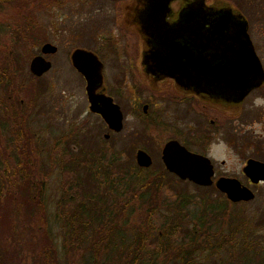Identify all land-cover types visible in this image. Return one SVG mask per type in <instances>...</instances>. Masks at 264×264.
<instances>
[{
  "label": "flooded vegetation",
  "instance_id": "af4514ba",
  "mask_svg": "<svg viewBox=\"0 0 264 264\" xmlns=\"http://www.w3.org/2000/svg\"><path fill=\"white\" fill-rule=\"evenodd\" d=\"M193 1H45V6L52 10H63L66 7L73 10L70 15H57L58 22L55 25L48 22L44 24L43 43L39 44V49L45 43L55 48L54 53L43 56L51 63L44 75L51 71L54 65L51 56L56 55L59 44L68 35L73 42L66 50H59L62 51L63 62L68 61L69 71L82 80L83 92L86 94V82L72 66L70 55L80 49L92 53L99 60L101 82L93 90L92 99L97 102L98 108L102 107L97 99L101 94L113 102L120 112L121 128L110 129L97 112L89 110L90 104L85 94L84 104L72 116L69 115V109L73 106L70 108L64 98L50 103L41 100L39 105L38 98L37 101L20 99L22 109L8 114L12 128L10 137L13 139L7 145L0 142V199L6 193L12 199L11 204H16V199H25V210L29 211L81 210L82 158H85V165L87 161L89 165L96 161L103 166L112 163L124 165L126 153L127 162L137 165L135 152L139 149L146 152L151 164L137 167L153 173V182L157 181L155 179L161 172L165 182L173 179L194 184L177 178L175 173L165 169L161 151L165 143L171 140L194 155L209 160L213 182L207 187L213 186L216 189L214 182L220 177L234 178L254 194L252 188L264 180L250 182L242 168L250 159L264 163V138L262 140V133L255 135L252 128L248 129L245 118L242 119L240 114L247 105V112L249 107H254L253 100H246L257 90L264 92L261 88L264 81L256 89H251L241 101L225 102L220 98L214 99L207 92L183 88L174 79L160 76L153 67L150 68L151 58L147 57L156 48V32L163 27L162 23L168 26L174 23L180 10L193 4ZM202 2L208 7L228 6L231 10L239 11L227 0ZM242 17L246 19L244 15ZM65 19H70V23L64 24ZM186 20V32H190L194 25L193 18ZM202 24L201 37L208 27V24ZM261 94L264 96V93ZM56 103L60 106L58 113L54 111ZM123 129L126 133L120 135ZM144 134L146 137L142 138ZM155 135L160 141L157 156L147 147L151 143L149 137ZM222 140L226 148V159H233L232 162L238 164L239 170L230 167L234 164L228 167L226 159L220 160L219 164L229 169L217 170L211 153L217 150ZM218 192L226 199L221 191ZM228 202L242 204L248 201Z\"/></svg>",
  "mask_w": 264,
  "mask_h": 264
},
{
  "label": "trees",
  "instance_id": "16d2710c",
  "mask_svg": "<svg viewBox=\"0 0 264 264\" xmlns=\"http://www.w3.org/2000/svg\"><path fill=\"white\" fill-rule=\"evenodd\" d=\"M43 1L0 0V142L5 145L13 139L8 114L22 109L20 99L37 101L40 96L31 84L38 76L31 74L25 83L20 78V53L16 50L33 55L29 51L31 46L43 43L38 32L33 31L29 14L31 6H41L45 4ZM12 12L17 15L10 20ZM27 89L31 90V96L25 99L20 93ZM125 154L124 165L103 166L97 161L92 165L87 161L85 165L82 158L81 210H57L54 215L60 222L57 229L62 232V245H57L56 236L49 231L51 226L46 221L39 225L44 229H41V242L47 244L45 264H164L160 263L161 258L169 260L166 264H204L196 261L195 255L202 250L210 254L226 250L232 258L236 248L253 252L257 237L250 238L255 232L254 228H248L252 221L242 219L239 211H229L237 203L229 204L224 197L210 201L204 197L197 202L182 192L176 195L168 186L173 181L165 182L160 172L153 182V173L128 163ZM5 197L9 198L7 193ZM189 205L196 208L195 214L187 212ZM158 210H165L169 216L160 214L157 219ZM37 211L39 214L40 210ZM213 211L218 213L215 216H225L229 224L226 233L212 229L211 218L216 219L211 216ZM202 212H208L207 216ZM190 223L191 236L185 235L177 241L175 237L184 234ZM196 234L201 235L199 243ZM49 259L52 262H47Z\"/></svg>",
  "mask_w": 264,
  "mask_h": 264
},
{
  "label": "water",
  "instance_id": "95a60500",
  "mask_svg": "<svg viewBox=\"0 0 264 264\" xmlns=\"http://www.w3.org/2000/svg\"><path fill=\"white\" fill-rule=\"evenodd\" d=\"M174 23L156 32L155 50L148 55L150 68L160 76L174 79L181 87L193 91L207 92L214 99L237 103L251 89H256L264 81V71L247 32L246 19L239 11L228 6L216 8L205 6L202 0H194L190 6L183 7ZM193 18L191 31L186 32V19ZM202 23L208 24L203 37ZM49 43L41 45L39 54L31 57L28 71L33 77L43 75L50 62L43 58L46 53H54ZM72 66L85 80V92L89 110L97 112L108 127L121 128V116L118 107L101 94L98 99L101 108L92 99L93 90L100 85V63L90 52L77 49L70 55ZM161 159L166 170L175 173L177 178L194 182L197 186L211 184L212 169L209 160L185 150L175 141L166 142ZM137 165L146 167L150 158L140 149L135 152ZM242 172L256 183L264 180V163L250 159L246 161ZM217 191H221L228 201H252L253 192L237 179H220L214 182Z\"/></svg>",
  "mask_w": 264,
  "mask_h": 264
},
{
  "label": "rangeland",
  "instance_id": "374dc122",
  "mask_svg": "<svg viewBox=\"0 0 264 264\" xmlns=\"http://www.w3.org/2000/svg\"><path fill=\"white\" fill-rule=\"evenodd\" d=\"M46 1V0H44ZM43 1V2H44ZM229 1V4L236 9H238L242 15H244L247 19L248 23V32L251 39V42L253 43V47L255 52L257 53V56L262 63L263 71H264V0H227ZM32 13L30 14V18L33 21L32 28L33 31L35 29L36 32H38L39 36L42 37V29L44 28V24L46 22L55 25L56 22H58L57 15H70L71 11L73 9L66 7L63 10L55 9L52 10L50 7L43 5H33L30 8ZM17 12L13 13L10 18L12 20ZM15 20L14 22H16ZM70 19H65V23H70ZM38 36V37H39ZM50 37V35H49ZM64 41V42H63ZM73 41L70 40V37L66 35L62 42L59 44L57 53L54 56H51L52 62L54 65H52L51 71L47 72L46 75H40L37 77L36 81H32L31 84L34 85L35 90H38L40 93L38 96V105L40 104L41 100L45 103H50L51 101H57L58 99H63L68 101V106H70L71 109L69 112V115H75L77 114V108L83 105L84 103V92H83V86H82V80L77 79L72 72L68 69V61L67 63L63 62L62 59V51H59L60 49L66 50V48L71 44ZM64 43V44H63ZM68 44V45H67ZM29 47L31 45H28ZM20 53L19 55V64H20V78L23 79V82L25 83L29 78L31 73L28 71V62L31 57L35 56V54H39V45L32 47L29 49V51L33 55H26L21 52V50H16ZM54 60V61H53ZM33 75V74H32ZM50 83L52 85H50ZM264 90V85L261 87ZM26 89V88H24ZM26 91V92H25ZM264 92H253L251 96H249L246 100V102H249V100H253L252 105L254 107H249L248 112L247 106L244 107V110L241 112L240 116L245 118V123L247 126H249L248 129L252 128L255 132V135L261 134V138L263 140L264 138V104H261L260 106H257L255 101L257 99L264 100V96L261 94ZM24 98L26 99L27 96H31V90H23L20 93ZM42 99H41V98ZM56 103L55 106V112L58 113L60 111V106ZM40 109V107L38 108ZM44 110V109H43ZM64 110H66L64 108ZM69 116V117H70ZM126 122V121H125ZM126 133L125 129L121 132L120 135H124ZM142 138H145L146 135H141ZM120 137V136H119ZM122 138V137H120ZM119 138V141L122 143V139ZM150 142L149 150L153 153V155L157 156V145L160 143L158 136H150L149 137ZM217 150L211 153V156L215 160V164L217 166V170H224L226 167H222L219 164V161L222 159H226V148L224 147V141L222 140L219 142ZM125 153V152H124ZM157 158V157H156ZM226 159V165L229 167L230 165L234 164L233 166L235 169L239 170L238 164L232 160L227 161ZM132 164H135L132 162ZM229 169V168H226ZM166 177V181H167ZM171 184H168L169 188L173 192L177 193H184L183 195L186 196V198H190L193 200H196L199 202L201 199H205L204 197H207V200H220L223 198L218 191H216L213 186L210 187H203L199 185V187H196L197 185L192 184L191 182H185V181H174ZM254 189V198L252 202H245L242 204H236L232 205L229 208V211L238 212L241 214V218L244 217L246 219H249L252 221L251 225H249L248 228H254V233L250 238L255 239L256 237V243L253 246V252L247 251V250H238L235 249L234 258L233 256L227 253V251H219L216 254H210L209 251L202 250L201 253L195 254L196 255V261L199 263L204 264H264V182L260 184L259 186L252 188ZM256 189V190H255ZM12 199H9L5 196H3L0 199V264H45L44 262V256L46 255L44 251L47 248V244L44 242H41V228L39 225H43L47 223V226H51L49 231H52V234L56 236L57 245L61 246V239L60 234L62 232L58 230V224L60 222H57L55 218V213L57 210H43L39 211L38 214L37 210H25V204L24 200H18L16 199V204H11ZM206 200V201H207ZM16 206V209L14 208ZM187 212H193L195 214L196 208L194 206L189 205L186 208ZM211 216H215L218 214L217 212H211ZM155 214L158 216L157 219L160 218L161 215H167L165 213V210H158ZM161 214V215H160ZM173 214H177L176 211H173ZM205 216H207L208 212L203 213ZM186 215V214H185ZM210 216V217H211ZM219 215L215 216V220L212 219V229L215 230H222V233H226L227 229L229 228L228 222H226L225 216L218 217ZM47 217V218H46ZM174 218V217H173ZM172 218V219H173ZM156 219V220H157ZM210 219V220H211ZM155 220V221H156ZM260 225H258L259 221ZM46 221V223H45ZM262 223V225H261ZM155 224V223H154ZM192 224L186 226V231L183 233L178 234L175 238L178 240H181L185 237V235H190L192 230ZM231 225V224H230ZM258 225V226H257ZM48 229V227H47ZM202 229V228H201ZM41 232H40V231ZM44 230V229H43ZM159 230V229H158ZM155 231V234H157V231ZM189 230V231H187ZM196 231H200L198 228ZM182 232V231H181ZM190 232V233H189ZM238 236V235H236ZM234 236V237H236ZM201 238L200 234H196V242L199 243ZM237 238V237H236ZM173 239V238H172ZM186 242H183V245ZM232 244V243H231ZM261 249V250H259ZM4 255L7 256L4 257ZM170 259V258H169ZM70 260V259H69ZM160 263L166 264L169 260H164L161 258ZM158 261V262H159ZM262 261V262H261ZM47 262H52L50 259L47 260ZM80 264V263H79Z\"/></svg>",
  "mask_w": 264,
  "mask_h": 264
},
{
  "label": "clouds",
  "instance_id": "9594fccd",
  "mask_svg": "<svg viewBox=\"0 0 264 264\" xmlns=\"http://www.w3.org/2000/svg\"><path fill=\"white\" fill-rule=\"evenodd\" d=\"M255 103L257 106H260L261 104H264V100L258 98L257 101H255Z\"/></svg>",
  "mask_w": 264,
  "mask_h": 264
}]
</instances>
